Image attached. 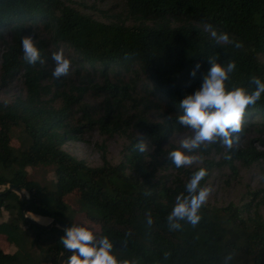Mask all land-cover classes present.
<instances>
[{
	"label": "trees",
	"instance_id": "16d2710c",
	"mask_svg": "<svg viewBox=\"0 0 264 264\" xmlns=\"http://www.w3.org/2000/svg\"><path fill=\"white\" fill-rule=\"evenodd\" d=\"M122 1L132 23L101 22L81 11L75 0H0L1 86L16 78L23 91L22 97L0 102V186L14 184L27 193L22 201L7 187L0 191V217L2 209L9 214L0 221V236L17 248L7 253L0 247V264H38L24 249L26 235L33 231L40 237L51 230L58 235L44 260L57 264L64 252V230L28 223L20 210L26 205L32 218L59 219L70 227L61 214L63 196L73 188L81 190L92 207L104 210L103 217L95 219L104 235L127 240L145 261L225 264L231 253L227 264H264V186L251 189L242 205L205 204L195 226L181 221L182 228L173 231L167 222L176 196L195 171L207 169L204 187L216 166L238 172L237 161L245 168L264 163V135L257 137L263 149L248 139L232 150L219 142L201 146L197 162L179 169L168 157L178 145L166 144L173 132L189 130L177 122L179 103L201 87L211 67L207 58L217 57L222 64L235 61L229 89H254L253 76L264 81V0ZM209 25L217 33L227 32L241 47L217 44ZM7 27L9 38L3 33ZM25 35L34 37L44 63L24 60ZM60 49L72 65L67 75L56 79L52 54ZM197 63L201 67L192 77ZM87 93L94 102L85 100ZM258 118L261 123H255ZM243 122V133L263 130L264 94L247 108ZM17 127L24 135L20 149L11 145ZM94 128L104 136L97 145L98 165L67 149ZM141 134L148 142L144 153L135 148ZM114 136L126 140L119 163H112L106 150V140ZM38 164L54 166V191L26 178L24 168ZM169 170L170 177L162 173Z\"/></svg>",
	"mask_w": 264,
	"mask_h": 264
},
{
	"label": "clouds",
	"instance_id": "9594fccd",
	"mask_svg": "<svg viewBox=\"0 0 264 264\" xmlns=\"http://www.w3.org/2000/svg\"><path fill=\"white\" fill-rule=\"evenodd\" d=\"M208 27L211 30V37L217 44L235 43V47H241L239 42L230 40L227 32L217 33L211 25ZM22 49L27 63L32 65L37 62L44 63L42 52L33 36L23 37ZM52 60L55 64L52 71L53 78L59 79L69 73L72 61L64 55L63 49L54 52ZM207 61L211 67L203 76L201 87L193 94L186 95L179 103L182 114L178 115L177 122L189 129L191 135L180 140L178 147L168 153L172 164L178 169L191 167L196 163L198 157L194 153L201 146L219 142L228 150H232L238 145L244 131L243 117L247 108L255 106L264 94V81L256 76L251 78V83L255 85L252 90L242 86H233L229 89L227 82L230 74L236 69L235 61L229 60L222 64L218 62L217 57H209ZM200 67L201 65L197 63L190 75L195 77ZM135 148L140 153L148 150V142L143 134L138 138ZM207 175L205 168L195 171L186 183L185 190L176 196L174 207L167 216L170 230L181 229V221L193 226L200 221V210L212 191L210 187H201V181ZM147 223L149 226L153 223L150 212L147 214ZM95 233L96 229L87 223L64 229L60 241L64 249L71 253L66 259V264H136L132 260L118 259L114 252L113 241L108 236L97 238ZM122 243L126 245L127 240ZM232 258V254H228L225 257V264Z\"/></svg>",
	"mask_w": 264,
	"mask_h": 264
},
{
	"label": "rangeland",
	"instance_id": "374dc122",
	"mask_svg": "<svg viewBox=\"0 0 264 264\" xmlns=\"http://www.w3.org/2000/svg\"><path fill=\"white\" fill-rule=\"evenodd\" d=\"M70 5H73L72 2L68 1ZM75 4L80 8L81 11L91 15L101 22L108 23L113 22H125L132 23V16L129 15L125 8L122 0H75ZM6 38H9L11 35L10 27L4 29ZM3 46L0 44V55L2 52ZM1 61V58H0ZM136 65L133 66V68ZM115 69V68H114ZM116 74V72H115ZM23 96V91L21 88V83L16 78L11 80V82L2 87L0 82V102H11L18 95ZM85 100L94 102L93 97H90V94L87 93ZM160 110L158 112L161 116ZM154 119L159 120L154 114L152 115ZM255 123H261V120L258 118L255 120ZM262 131L255 129L246 130V132L241 135L239 142L240 145L244 144L245 141L251 140L253 145L256 148L263 149V144L259 143L257 140L258 136L264 135V125L260 127ZM191 135V131H182V132H173L166 144L173 143L179 145L180 140ZM84 137L83 140L73 141L68 144L67 149L71 152L77 154L80 157L87 158L89 163L92 165L100 164V151L97 148V145L104 140V136L100 135L98 131L94 128L90 132L85 131L82 133ZM22 127L14 128L11 132V145L14 148L20 149L23 139ZM126 140L122 136H114L109 140H106V150L107 155L110 158L112 163H119L122 158V148ZM197 157V152L194 153ZM221 153L215 154L216 159H220ZM198 160V159H197ZM236 166L238 172H233L228 166H216L212 173L211 177L206 182L204 187H210L212 189L211 194L205 204L214 205L217 207H223L229 203H234L235 205H242L245 198L246 201L249 200V193L251 189L256 187L264 186V163L259 167H250L245 168L240 166L237 161ZM26 178L31 181L40 183L42 186H45L50 191H54L56 188V173L55 168L52 165H28L24 168ZM164 175L170 177L171 171L162 172ZM6 186H0V191L4 190ZM24 195L27 196L26 191L24 190ZM63 203L65 207L62 208L61 217L72 225H84L88 224L89 226L96 229V236L100 238L105 236L102 227L95 221L96 218H102L104 215V210L102 208L92 207L86 200L85 196L78 188H73L68 194L63 196ZM0 221H5L8 219L9 214L5 209L1 210ZM32 213L27 212V215ZM51 218L46 222H41L44 225L49 224ZM23 227L24 225L21 224ZM52 226V225H51ZM48 226V227H51ZM60 228V227H58ZM53 235V236H52ZM58 233L55 230L43 231L42 236L36 237L33 231H29L26 235V243L24 249L26 252L30 253L34 260L38 264H51L45 261V256L49 249V246L53 243L55 237ZM114 243V252L118 259L132 260L136 264H161L160 262H149L145 261L140 253H138L132 245L123 244L120 239H115L109 237ZM0 247L4 252L12 253L17 248L13 244H9L5 240L4 236H0ZM66 264V262H63Z\"/></svg>",
	"mask_w": 264,
	"mask_h": 264
},
{
	"label": "water",
	"instance_id": "95a60500",
	"mask_svg": "<svg viewBox=\"0 0 264 264\" xmlns=\"http://www.w3.org/2000/svg\"><path fill=\"white\" fill-rule=\"evenodd\" d=\"M7 188L10 191L16 192L20 196L21 200L24 201L25 195H24V190L23 189H21L19 186H16L14 184H8ZM25 209H26V205L22 206L20 211H21V214H22L24 220L26 222H28V223H33V224L43 225V226H51V225L55 224L56 226L60 227L63 230L65 228L69 227V225L67 223H65L64 221H61L59 219H54V218H51V221L47 225L39 223L34 218H32L31 216L27 215ZM67 252L68 251L64 249V252L62 254H60V256L58 258L57 264H63V262H65Z\"/></svg>",
	"mask_w": 264,
	"mask_h": 264
},
{
	"label": "crops",
	"instance_id": "0c3cea01",
	"mask_svg": "<svg viewBox=\"0 0 264 264\" xmlns=\"http://www.w3.org/2000/svg\"><path fill=\"white\" fill-rule=\"evenodd\" d=\"M37 215V214H36ZM43 217H45V216H43ZM50 218V217H49ZM35 219V218H34ZM36 221H38L39 222V220L41 221V220H47L48 221V219H35ZM40 223V222H39Z\"/></svg>",
	"mask_w": 264,
	"mask_h": 264
},
{
	"label": "bare ground",
	"instance_id": "6f19581e",
	"mask_svg": "<svg viewBox=\"0 0 264 264\" xmlns=\"http://www.w3.org/2000/svg\"><path fill=\"white\" fill-rule=\"evenodd\" d=\"M44 218V217H43ZM49 219V218H48ZM40 222V221H39ZM41 223V222H40Z\"/></svg>",
	"mask_w": 264,
	"mask_h": 264
}]
</instances>
